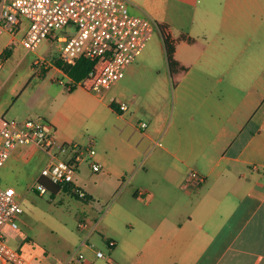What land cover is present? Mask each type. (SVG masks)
Segmentation results:
<instances>
[{"label": "crops", "instance_id": "obj_1", "mask_svg": "<svg viewBox=\"0 0 264 264\" xmlns=\"http://www.w3.org/2000/svg\"><path fill=\"white\" fill-rule=\"evenodd\" d=\"M127 1L133 13L167 25L174 58L185 69L173 85L157 27L162 48L145 46L125 69L139 83L127 108L107 105L109 135L122 137V146L93 159L108 179L107 222L122 239L109 228L103 234L114 242L113 255L121 246L124 258L96 255L90 237L99 220L90 218H84L90 228L51 251L29 236L17 246L46 264H54L50 256L64 264L78 246L82 257L71 264H264V32H253L264 26V0H168L165 14L156 0ZM42 118L58 139L79 143L64 132V114ZM36 158L43 167L48 155L34 143L14 148L0 168V185L32 187ZM80 170L84 201L91 203ZM124 170L132 183L120 190ZM190 172L204 180L187 181Z\"/></svg>", "mask_w": 264, "mask_h": 264}, {"label": "rangeland", "instance_id": "obj_2", "mask_svg": "<svg viewBox=\"0 0 264 264\" xmlns=\"http://www.w3.org/2000/svg\"><path fill=\"white\" fill-rule=\"evenodd\" d=\"M156 2L163 14L169 13L168 0H156ZM196 4L198 5L197 2ZM198 7L197 12L200 11ZM256 15V13L253 14V16ZM198 27L194 25L196 30ZM75 31L74 24H67L56 29L55 35L43 39L32 50L26 49L19 41L24 28L19 29L14 36L0 31V52L5 47L11 51L10 55L0 56L2 61L0 67V114L7 119L17 120L64 114L67 122L64 132L74 135L82 145L87 146L92 142L95 153L106 156L110 154L112 148L122 146L120 143L122 137L116 133L113 134L114 138L109 135L107 105L113 99L129 103L128 99L132 95V91L138 89L139 83L137 84L131 76L124 72L123 76L109 89L87 90L70 81L66 75L56 72L55 69H50L55 60L59 58L61 47L64 44L57 39V36L70 37ZM261 31L264 32V26L253 29V32ZM158 41H160L159 33L154 30L146 47L154 50L161 49L162 46ZM38 57H42L51 65L44 68L40 64H34L33 61ZM159 66H161V62ZM51 75L55 78L52 79ZM144 90V87L140 88L141 93ZM138 117L148 120L144 114ZM59 140L61 141V139ZM115 156H117L116 153ZM114 162L117 168L124 169L120 166L122 163L119 159L116 158ZM41 163V159L36 158L32 166L37 168ZM80 165V176L94 197L91 203L62 190L56 193H52L50 190L41 193L36 186L26 189L23 182H19V185L16 184V194L21 201L22 212L15 216L18 229H8L4 233L9 244L17 246L21 239L29 236L36 248L42 250L45 247L51 251L54 247L65 245V241H69L70 235L76 232L81 233L78 221L90 218L91 222L99 220L98 226L90 237V240L94 242V251L101 250L105 261L108 258L117 259V261L124 258L121 246L116 249V257L113 255V249L108 246L103 234L109 228L116 235L115 237L122 239V236L113 230L110 223L107 222L106 211L109 209V204L106 201L109 194L107 176L102 169L93 172L88 169L86 163L82 162ZM39 167L40 172L42 166L39 165ZM123 179L120 190H125L132 183L129 170H124ZM35 181L36 179L33 183ZM23 249L27 251L25 247ZM49 259L52 261L51 263H59L51 256Z\"/></svg>", "mask_w": 264, "mask_h": 264}, {"label": "built area", "instance_id": "obj_3", "mask_svg": "<svg viewBox=\"0 0 264 264\" xmlns=\"http://www.w3.org/2000/svg\"><path fill=\"white\" fill-rule=\"evenodd\" d=\"M70 23L76 27L74 34L70 37L57 36L64 42L59 59L63 64H74L82 57L106 59L100 71L91 69L87 74L92 80L91 88L96 90L109 89L123 76L126 67L141 53L158 27L150 16L132 13L127 0H0V31L14 36L24 28L19 41L26 49H34L43 39L55 35L56 29ZM33 62L44 68L51 65L42 57ZM52 66L65 73L62 67ZM111 103H116L121 110L127 108L124 101L113 99ZM30 143L38 145L48 155L32 187L36 186L41 193L46 192V186L39 181L43 178L61 188L66 186L80 198L86 197L87 192L77 173L83 161H88L94 171L100 169V164L93 159L95 150L92 143L85 146L60 141L54 128L42 117L17 120L0 115V168L14 148ZM203 180L204 177L195 172H190L187 177V181L193 184ZM21 212V201L15 188L0 185V264H46L41 257L29 255L19 246L6 241V229H18L15 216ZM78 227L90 228V225L83 219L78 221ZM96 255L105 258L101 250H97ZM75 257H82L79 246L64 264H71ZM107 260L112 262L111 258Z\"/></svg>", "mask_w": 264, "mask_h": 264}, {"label": "trees", "instance_id": "obj_4", "mask_svg": "<svg viewBox=\"0 0 264 264\" xmlns=\"http://www.w3.org/2000/svg\"><path fill=\"white\" fill-rule=\"evenodd\" d=\"M158 28L161 31L164 47L167 55V61L171 73L172 78V84L174 85L176 82V75L183 71L185 69L184 66H182L177 60L174 58V50H175V42L171 38L170 34L167 31V25L163 22L157 23ZM180 39V38H179ZM182 39V36H181ZM11 51L9 48L5 47L1 52L0 56L3 55H10ZM106 62V59L103 57H98L95 60L88 59V58H78L74 64H63L62 61L58 58L55 60L54 64L62 67L63 71L76 83L83 86L85 89L89 90L92 89V80L87 77L88 72L91 69H95L97 72L102 69ZM41 183H43L47 190H50L52 193H56L60 190L70 193L76 198L86 200L89 198V195L87 194L85 198H80L73 192L69 191V189L65 186L61 188L58 184L51 183L47 181L46 179H40ZM106 242L109 247H113L114 242L107 238ZM177 264V263H176Z\"/></svg>", "mask_w": 264, "mask_h": 264}]
</instances>
